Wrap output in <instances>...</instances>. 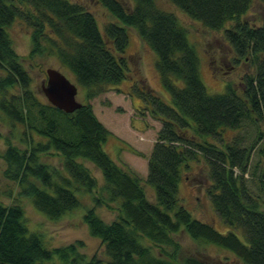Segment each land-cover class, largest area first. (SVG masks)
Segmentation results:
<instances>
[{
	"label": "trees",
	"instance_id": "trees-1",
	"mask_svg": "<svg viewBox=\"0 0 264 264\" xmlns=\"http://www.w3.org/2000/svg\"><path fill=\"white\" fill-rule=\"evenodd\" d=\"M96 1L117 20L104 30L93 13L71 0H0V109L12 123L24 125L20 140L27 143L21 149L8 140L2 157L6 178L17 182L20 193L50 219H59L80 205L77 191L90 192L94 206L83 219L91 235L104 244L107 259L82 254L81 241L48 247L39 233L29 229L20 203L6 206L0 200V264H54L55 260L60 264H210L196 256L165 258L145 243L163 251L171 247L177 253L180 246L175 236L182 231L194 241L232 251L244 264H264V200L245 183L256 153L252 173L259 174L264 187V170H259L264 141L257 145L264 140V20L260 26L241 21L255 0H169L213 30L234 21L224 38L238 58L249 57L256 69L255 75L243 78L242 94L232 84L223 93L208 92L188 30L155 0H134L131 11L121 0ZM18 18L32 28L33 54L55 55L86 87L87 102L73 113L33 92L31 74L8 32ZM130 27L157 54V72L170 95L169 103L153 90L135 86L145 103L143 109L162 123L145 179L103 149L110 131L90 103L126 78ZM246 124L256 128V141L244 145L241 136L226 140L227 131H240ZM209 138L219 140L222 147ZM50 152L63 158L66 174L41 161V155ZM200 156L209 167L207 194L227 233L194 217L179 198L183 172ZM85 161L103 175L100 196L94 192L98 180ZM149 186L153 196L148 195ZM103 202L118 213L112 222L96 213Z\"/></svg>",
	"mask_w": 264,
	"mask_h": 264
},
{
	"label": "rangeland",
	"instance_id": "rangeland-1",
	"mask_svg": "<svg viewBox=\"0 0 264 264\" xmlns=\"http://www.w3.org/2000/svg\"><path fill=\"white\" fill-rule=\"evenodd\" d=\"M86 7L97 19L99 28L104 27L109 22H117L111 13L96 0H71ZM126 7V11L134 8V0H121ZM157 6L177 16L179 22L188 30L189 40L195 46L201 60V77L208 92L211 94L223 93L227 84L235 86L238 94H242L244 77L255 75V65L249 57L238 58L231 44L225 37V30L234 26V21L227 23L222 29L213 30L204 26L198 20H194L179 8L175 7L169 0H155ZM264 20V2L253 1L249 10L242 15L241 21L247 22L250 26H260ZM13 47L22 59L25 67L32 77V89L36 96L41 100H47L42 91V85L47 79V69L54 68L64 73L67 78L76 84L78 93L75 98L80 103L87 102L86 87L80 85L73 74L65 67L55 55L45 52L40 55L33 54L32 28L19 18L8 27ZM129 45L126 49V58L129 70L126 78L120 84L112 86L108 91L103 92L90 103L96 117L101 120L111 131L107 140L103 144V149L110 155L111 159L128 167L131 171L145 179L148 174V158L150 157L157 133L160 130L161 121L153 118L144 110V101L137 95L135 86L146 87L159 94L165 101L170 103V95L161 83L157 72V54L145 44L134 28H128ZM12 92L18 93L17 90ZM144 113V115L142 114ZM264 131V123L262 124ZM22 124L12 123L8 116L0 109V200L7 205L20 203L25 212V219L31 231L37 232L42 236L45 244L50 248H62L72 245L78 241L83 243L79 251L88 258L97 255L99 258L107 259L105 246L101 240L91 235L88 225L84 221L85 212L94 206L92 194L90 192H79L77 196L80 205L66 213L59 219H50L40 212L31 199L21 194L18 183L6 178L5 161L2 157L10 140L13 145L21 149L27 147V143L20 140L21 134L25 131ZM256 128L251 124H246L240 131H227L224 136L226 140L235 136L243 137L244 145H249L256 141ZM35 140L39 137L33 133ZM27 135V141L29 140ZM209 141L221 145L215 138ZM262 140L257 143L263 144ZM257 154L252 156L250 172L245 175V183L250 192L255 196H260L264 200V187H261L259 174L254 175L252 170L257 163ZM41 161L48 164L50 168L56 169L61 174H66L63 165V158L57 153L50 152L41 155ZM91 174L98 180L96 195L101 194L100 188L104 185L101 171L90 162L85 161ZM205 159L200 156L197 160L190 163V168L183 172V178L179 184V198L181 203L187 208L194 217L211 224L213 228L221 233H227V225L218 217L212 202L207 194L210 185L209 167ZM259 170H264V162L260 163ZM149 196H153V188L147 187ZM96 207V213L106 222H112L118 217L115 208L108 207L106 202ZM240 236L242 232L238 231ZM175 239L180 248L178 252L167 248L151 245L157 254L162 257L170 258L173 254L176 258L184 256H196L206 260L210 264H244L230 250L220 247L213 243L194 241L187 233L180 232ZM162 252V253H161ZM166 252V253H164ZM54 264H60L55 260Z\"/></svg>",
	"mask_w": 264,
	"mask_h": 264
},
{
	"label": "water",
	"instance_id": "water-1",
	"mask_svg": "<svg viewBox=\"0 0 264 264\" xmlns=\"http://www.w3.org/2000/svg\"><path fill=\"white\" fill-rule=\"evenodd\" d=\"M47 80L42 85V91L47 100L55 107L67 113H73L82 104L75 98L78 93L77 85L71 82L61 71L47 69Z\"/></svg>",
	"mask_w": 264,
	"mask_h": 264
},
{
	"label": "crops",
	"instance_id": "crops-1",
	"mask_svg": "<svg viewBox=\"0 0 264 264\" xmlns=\"http://www.w3.org/2000/svg\"><path fill=\"white\" fill-rule=\"evenodd\" d=\"M101 121V120H100ZM102 122V121H101ZM103 123V122H102ZM104 124V123H103ZM105 125V124H104ZM106 126V125H105ZM110 131V130H109ZM111 132V131H110Z\"/></svg>",
	"mask_w": 264,
	"mask_h": 264
}]
</instances>
